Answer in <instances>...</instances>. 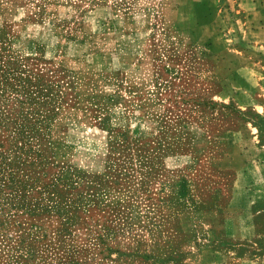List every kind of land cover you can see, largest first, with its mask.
Segmentation results:
<instances>
[{
  "label": "rangeland",
  "instance_id": "374dc122",
  "mask_svg": "<svg viewBox=\"0 0 264 264\" xmlns=\"http://www.w3.org/2000/svg\"><path fill=\"white\" fill-rule=\"evenodd\" d=\"M180 3L0 0V264H264L203 226L223 134L264 120L217 98V27Z\"/></svg>",
  "mask_w": 264,
  "mask_h": 264
},
{
  "label": "crops",
  "instance_id": "0c3cea01",
  "mask_svg": "<svg viewBox=\"0 0 264 264\" xmlns=\"http://www.w3.org/2000/svg\"><path fill=\"white\" fill-rule=\"evenodd\" d=\"M175 8L194 11L191 21L196 33L203 26L217 27L213 44L206 47L217 58L216 64L205 76L219 84L217 98L239 111L252 110L264 120L262 0H181ZM97 10L105 17L111 15L107 6L100 5ZM253 121L245 117L240 127L223 134V139L227 138L225 155L215 160L227 163L222 167L234 170L235 177L228 193L220 194L226 205L216 200L203 211L205 230L229 223L235 227L234 239L244 240L249 247L264 245V125ZM257 169L263 170V175L258 176Z\"/></svg>",
  "mask_w": 264,
  "mask_h": 264
},
{
  "label": "built area",
  "instance_id": "2783aa9c",
  "mask_svg": "<svg viewBox=\"0 0 264 264\" xmlns=\"http://www.w3.org/2000/svg\"><path fill=\"white\" fill-rule=\"evenodd\" d=\"M263 4H264V0H262Z\"/></svg>",
  "mask_w": 264,
  "mask_h": 264
}]
</instances>
